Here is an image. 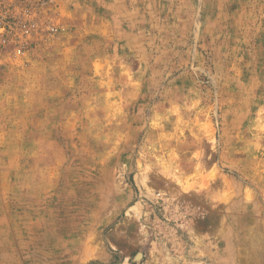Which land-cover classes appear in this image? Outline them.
<instances>
[{
  "label": "rangeland",
  "instance_id": "1",
  "mask_svg": "<svg viewBox=\"0 0 264 264\" xmlns=\"http://www.w3.org/2000/svg\"><path fill=\"white\" fill-rule=\"evenodd\" d=\"M0 264H264V0H0Z\"/></svg>",
  "mask_w": 264,
  "mask_h": 264
}]
</instances>
